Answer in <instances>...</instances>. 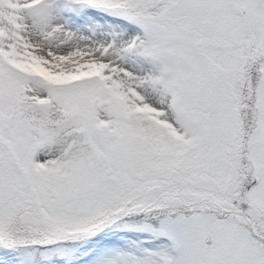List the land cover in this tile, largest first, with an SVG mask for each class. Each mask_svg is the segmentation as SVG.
Here are the masks:
<instances>
[{
	"label": "snow or ice",
	"instance_id": "snow-or-ice-1",
	"mask_svg": "<svg viewBox=\"0 0 264 264\" xmlns=\"http://www.w3.org/2000/svg\"><path fill=\"white\" fill-rule=\"evenodd\" d=\"M0 264H264V0H0Z\"/></svg>",
	"mask_w": 264,
	"mask_h": 264
}]
</instances>
